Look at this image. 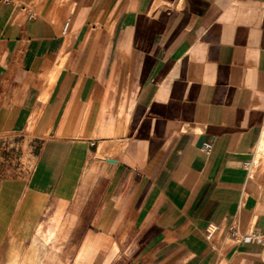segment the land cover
Returning <instances> with one entry per match:
<instances>
[{
  "label": "crops",
  "instance_id": "obj_1",
  "mask_svg": "<svg viewBox=\"0 0 264 264\" xmlns=\"http://www.w3.org/2000/svg\"><path fill=\"white\" fill-rule=\"evenodd\" d=\"M39 195L66 264H264V0H0V256Z\"/></svg>",
  "mask_w": 264,
  "mask_h": 264
},
{
  "label": "rangeland",
  "instance_id": "obj_2",
  "mask_svg": "<svg viewBox=\"0 0 264 264\" xmlns=\"http://www.w3.org/2000/svg\"><path fill=\"white\" fill-rule=\"evenodd\" d=\"M32 201L33 198L28 201L29 204L25 205L26 209L24 213L20 214V210L18 211V216L19 214L20 216H16L11 229L8 231V241L0 256V264H6L9 257L8 252L13 246L18 249L20 254L25 253L31 247L42 249L43 238L51 234L43 229L42 222L37 219V215H34L42 213L44 207L36 211L30 210V208L32 209V207H30L32 206ZM24 203L25 201H22L20 206ZM26 224H28V227Z\"/></svg>",
  "mask_w": 264,
  "mask_h": 264
},
{
  "label": "bare ground",
  "instance_id": "obj_3",
  "mask_svg": "<svg viewBox=\"0 0 264 264\" xmlns=\"http://www.w3.org/2000/svg\"><path fill=\"white\" fill-rule=\"evenodd\" d=\"M32 198V206H30L32 209L30 208V210L36 211L44 207L42 196L39 195ZM26 226L28 227V224H26ZM55 240L56 236L50 234L46 238H43L42 249L31 247L23 254H20L18 249L13 246L8 252L9 257L6 264H66L68 256H62L60 249L55 245ZM65 255L68 254L65 253ZM89 258V249H81L75 255L74 264H86L85 262H87Z\"/></svg>",
  "mask_w": 264,
  "mask_h": 264
},
{
  "label": "built area",
  "instance_id": "obj_4",
  "mask_svg": "<svg viewBox=\"0 0 264 264\" xmlns=\"http://www.w3.org/2000/svg\"><path fill=\"white\" fill-rule=\"evenodd\" d=\"M67 29V22H64L61 33L65 34ZM211 149V144L208 141H205L202 144V151L204 153H208ZM217 231V226L215 224L209 223L205 227L204 237L208 242H211L215 232ZM232 239L237 243H255L260 250L264 253V232L260 234L251 233L249 235L241 236L235 232V230L231 231Z\"/></svg>",
  "mask_w": 264,
  "mask_h": 264
}]
</instances>
